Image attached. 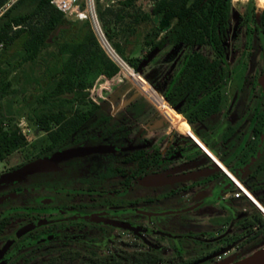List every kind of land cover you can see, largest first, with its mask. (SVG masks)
<instances>
[{"label":"flooded vegetation","instance_id":"flooded-vegetation-1","mask_svg":"<svg viewBox=\"0 0 264 264\" xmlns=\"http://www.w3.org/2000/svg\"><path fill=\"white\" fill-rule=\"evenodd\" d=\"M178 15L156 47L127 52L160 109L131 83L51 155L99 151L23 179L4 177L35 154L0 171V264H218L264 245L261 210L199 144L264 204V6L233 7L217 39L183 35Z\"/></svg>","mask_w":264,"mask_h":264},{"label":"trees","instance_id":"trees-1","mask_svg":"<svg viewBox=\"0 0 264 264\" xmlns=\"http://www.w3.org/2000/svg\"><path fill=\"white\" fill-rule=\"evenodd\" d=\"M51 1L18 0L0 16V42L3 43L0 99L17 91L13 88V80L20 77L17 71L22 69L26 85L31 88L24 96L29 108L27 120L46 133L33 161L50 156L57 149L54 141L61 144L76 125L98 115L93 100L106 112L114 113L116 108L111 92L94 91L91 94L97 75L103 74L106 79L120 76L113 89L127 88L131 83L100 47L89 22L69 20ZM119 1L121 6L114 8L109 2L104 4L102 0H96V7L110 40L128 32L124 44L115 42L118 52L123 55L129 51L126 46L129 38L142 31L143 45L154 44L156 47L161 18L174 21L177 14L180 15L176 25H181L183 35L195 31L203 39L206 34L217 39L219 29L226 26L234 7L232 0H149L152 3L150 9L142 10L135 8L137 0ZM6 2L0 0V7ZM67 24L71 26L55 34L60 25ZM12 50L14 52L10 53ZM128 60L134 68L140 69L132 59ZM14 73L17 76L12 78ZM124 99H120V103ZM71 117L77 118V124L66 130L61 140H56L53 137L57 132L55 128L63 127ZM97 121L105 123L107 118L99 116ZM28 141L18 122L0 114V161L25 147ZM149 264H157V260L152 259Z\"/></svg>","mask_w":264,"mask_h":264},{"label":"rangeland","instance_id":"rangeland-1","mask_svg":"<svg viewBox=\"0 0 264 264\" xmlns=\"http://www.w3.org/2000/svg\"><path fill=\"white\" fill-rule=\"evenodd\" d=\"M102 2L104 4H106V2H109L114 8H118L119 6H121L119 4V2H120L119 0H109V1L102 0ZM232 3L234 5V7L237 8V9L247 7V8L252 9V10L253 9L254 10L255 9L260 10L264 6V0H232ZM151 4L152 3L149 0H137L135 2V6H136L135 8L137 9L138 7H141L142 10H149L150 7H151ZM128 35H129L128 32H125L120 37H117V38H115L113 40H110V41L113 44V46L117 49V47L115 45V42H119L120 44H124L125 43V39H126V37ZM129 39H130L128 41L129 44H127L126 46L129 49H134V52H136V55L140 56V54H141V52H142V50L144 48V45H143V31H142V33L141 32L136 33L134 36L130 37ZM117 51H118V49H117ZM13 52H14V50H12V52L10 51V53H13ZM134 52H132L131 54H134ZM1 53H2V51L0 52V54ZM131 54H124L123 55L121 53V55L128 62H129L128 58H132ZM21 70L17 71V74L20 75V77H17V78H15V80H13V88H15V90H17V91L11 93L10 95H8L5 98L0 99V114L3 115V116L6 115L8 117H11L13 119V122H18L22 132L25 133L28 136V140L29 141H28V144L25 147L15 151L11 155H9L5 160L0 161V171L7 170V169L15 166L17 163H19L23 159L30 158L31 156H33L39 149L38 145H39L40 141L46 136V133L40 131L38 129L37 125H35V124H33V123H31V122H29L27 120V113L29 111V108H28V106H27V104L25 102L24 96L25 95L27 96L29 94L31 88L30 87L28 88V85H26V80H25L26 76L24 74H22ZM17 74L16 73L12 74V78L17 76ZM102 75L103 74H99L95 78V80L93 82V86L91 88V94L94 91H99V92H102V93L111 92L110 95L113 98V103L115 104V106L119 105L120 107H122L126 103L127 97L129 99V97H131L132 94L136 93V91H135L136 87L135 86H134V89L130 90V91L126 90V88L121 87V86H118L115 89H113L114 86L117 83L118 78L120 76H117V77H115L113 79H106ZM121 75H126L128 77L126 72L123 71V70H121ZM137 79H139L138 83H141V85L144 87L145 90L147 88H149L150 90L155 91L148 84V82H146V84H145V80H142L140 77H136L135 80L137 81ZM131 83H133V82L131 81ZM146 92H147V90H146ZM125 93H127V95L124 97ZM156 93H158V92H156ZM123 97L126 98V99H124V101L120 103V99H122ZM93 102L95 103V106H96L97 110H99V113L105 114L104 111L99 108L98 104L94 100H93ZM77 122H78L77 118L71 117L70 119H68L63 124V127L55 128V130H57V132L53 135V137H55L56 140H61L62 136L66 135V130H69V128L71 126L74 127L77 124ZM90 149L91 148H87V147H79V148L74 150L75 154H72V155L68 154V152L65 151L66 149H64V150L59 151L58 153L52 155V158H51V160L49 162H47V161L43 162L42 164L38 165V167L43 168L41 170H48V169H51V168L52 169L53 168H57L59 166V162L61 160L69 158L71 156L88 153L90 151ZM77 153H79V154H77ZM21 167H23V166H21ZM27 175H22L20 177L14 178L13 180L23 179ZM250 194L252 195L251 192H250ZM244 203H245L246 206H249V202L247 200H245ZM220 220H221L220 217H216V218H211V219H209V221L208 220L207 221L209 222L210 226H212L214 228H217L218 225H219V221ZM229 247L232 248V246H229ZM136 248L137 247L134 246L132 249H136ZM165 248L168 249L169 247L165 246Z\"/></svg>","mask_w":264,"mask_h":264},{"label":"built area","instance_id":"built-area-1","mask_svg":"<svg viewBox=\"0 0 264 264\" xmlns=\"http://www.w3.org/2000/svg\"><path fill=\"white\" fill-rule=\"evenodd\" d=\"M17 1L18 0H7V2L2 7H0V16ZM51 3L54 4L60 11L64 12L69 20L88 21L96 36V39L98 40L100 47L103 49V51L108 56V58L119 67V71L121 70L125 71L126 74L128 75V79L132 81L133 84L143 94L147 95L153 101V99L147 94L146 90L141 85V83H138L135 80L136 77H140L142 80H145V84H146L147 81L144 78V76L138 70H136L117 51V49L113 46L110 39L108 38L97 12L96 0H52ZM2 49H3V43L0 42V52L2 51ZM153 103L157 106L158 109H160L157 103H155L154 101ZM192 136L195 140L198 141V139L194 135ZM199 144L206 150V148L200 142ZM207 152L215 162H219L211 152L209 151ZM219 164L223 168V171L227 173L230 176V178L233 180L234 185L236 187L235 195L238 196L239 194H241L247 197L248 199H251L256 204L257 202L252 197L249 190L241 182H239L236 178H234L220 162ZM262 212L264 213V211ZM220 258L221 256H219V259Z\"/></svg>","mask_w":264,"mask_h":264},{"label":"water","instance_id":"water-1","mask_svg":"<svg viewBox=\"0 0 264 264\" xmlns=\"http://www.w3.org/2000/svg\"><path fill=\"white\" fill-rule=\"evenodd\" d=\"M71 24H67V25H60L56 31L55 34H59V32L63 29V28H68L70 27ZM157 50H153L151 51L149 57H152L156 54ZM264 79V77H263ZM75 149L77 148H72V149H68L65 150L68 152V154L72 155L75 154ZM90 151H99V148H93L90 149ZM79 154V153H77ZM54 155V154H53ZM52 158V155L50 156H45V157H41L37 160L31 161L30 163L26 164L23 167H20L18 169H15L13 172H11L10 174H8L6 177H4L6 180H13L14 178L20 177L22 175H27L36 171H40L43 168L38 167V165L42 164L43 162H49ZM217 164H219V162H216ZM220 165V164H219ZM221 166V165H220ZM223 169V168H222ZM210 175V174H208ZM256 205L258 206V208L262 211H264V208L261 207L259 204L256 203ZM218 264H264V245L257 248L255 251H253L251 254L239 259V260H230V259H226L224 261H221Z\"/></svg>","mask_w":264,"mask_h":264},{"label":"bare ground","instance_id":"bare-ground-1","mask_svg":"<svg viewBox=\"0 0 264 264\" xmlns=\"http://www.w3.org/2000/svg\"><path fill=\"white\" fill-rule=\"evenodd\" d=\"M187 133V132H186ZM204 146V145H203ZM206 150L208 151V149L206 148ZM227 169V168H226ZM236 178V177H234ZM237 179V178H236ZM238 180V179H237ZM239 181V180H238ZM240 182V181H239ZM253 195V194H252ZM254 198V196H252ZM255 199V198H254ZM255 201L261 206L264 208V206L259 202V200L255 199Z\"/></svg>","mask_w":264,"mask_h":264},{"label":"crops","instance_id":"crops-1","mask_svg":"<svg viewBox=\"0 0 264 264\" xmlns=\"http://www.w3.org/2000/svg\"><path fill=\"white\" fill-rule=\"evenodd\" d=\"M216 157V156H215ZM217 160L225 167V168H227L218 158H217ZM229 170V169H228Z\"/></svg>","mask_w":264,"mask_h":264}]
</instances>
